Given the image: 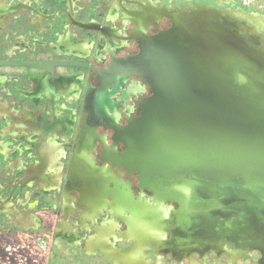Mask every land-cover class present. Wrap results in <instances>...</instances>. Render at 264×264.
Here are the masks:
<instances>
[{"label": "flooded vegetation", "instance_id": "af4514ba", "mask_svg": "<svg viewBox=\"0 0 264 264\" xmlns=\"http://www.w3.org/2000/svg\"><path fill=\"white\" fill-rule=\"evenodd\" d=\"M246 5L0 0V264H264V224L190 207L198 192L166 197L111 158L151 95L137 76L106 73L115 60L168 29L166 12L214 10L264 35ZM20 63L65 66L52 81Z\"/></svg>", "mask_w": 264, "mask_h": 264}, {"label": "water", "instance_id": "95a60500", "mask_svg": "<svg viewBox=\"0 0 264 264\" xmlns=\"http://www.w3.org/2000/svg\"><path fill=\"white\" fill-rule=\"evenodd\" d=\"M165 14L168 29L143 39L137 54L116 59L106 71L137 76L151 89L140 115L118 132L126 151L111 158L166 197L198 192L206 200L192 199L190 207H219L229 221L262 225L264 35L205 8ZM20 65L51 80L65 66Z\"/></svg>", "mask_w": 264, "mask_h": 264}, {"label": "rangeland", "instance_id": "374dc122", "mask_svg": "<svg viewBox=\"0 0 264 264\" xmlns=\"http://www.w3.org/2000/svg\"><path fill=\"white\" fill-rule=\"evenodd\" d=\"M246 6L264 15V0H245Z\"/></svg>", "mask_w": 264, "mask_h": 264}]
</instances>
